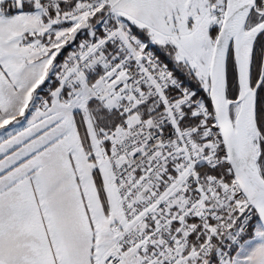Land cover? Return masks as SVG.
Wrapping results in <instances>:
<instances>
[{
    "label": "snow or ice",
    "instance_id": "1",
    "mask_svg": "<svg viewBox=\"0 0 264 264\" xmlns=\"http://www.w3.org/2000/svg\"><path fill=\"white\" fill-rule=\"evenodd\" d=\"M0 264H264V0H0Z\"/></svg>",
    "mask_w": 264,
    "mask_h": 264
}]
</instances>
